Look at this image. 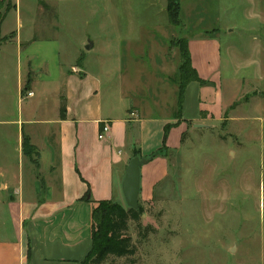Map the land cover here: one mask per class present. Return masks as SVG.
Wrapping results in <instances>:
<instances>
[{
	"label": "rangeland",
	"instance_id": "rangeland-1",
	"mask_svg": "<svg viewBox=\"0 0 264 264\" xmlns=\"http://www.w3.org/2000/svg\"><path fill=\"white\" fill-rule=\"evenodd\" d=\"M14 3L0 0V18ZM16 3L20 22L9 14L2 35L13 30L22 40L31 35L57 38L59 65H81L110 85L103 94L107 98L110 93L116 104L124 72L138 62L148 66L144 59L131 58L127 45L145 35L159 41L169 22L166 0ZM180 7L172 43L178 50L184 36L195 37L200 31L215 36L221 67L207 77L219 78L220 88L204 90L201 99L212 112L202 114L204 121L186 123L181 144L164 151L165 176L150 194L140 191L141 228L129 222L124 233L136 248L134 256L110 257L104 264H264V0H180ZM4 50L12 68L0 88V120L13 119L21 108L24 113L28 102L18 95L21 72L14 47ZM38 61L34 56L32 64ZM42 74V68H32L30 76L35 80ZM180 123L178 116L177 122L166 125L164 141ZM15 138L13 126H0V148H13ZM12 154L0 152V159L17 163ZM23 168L26 171V164ZM119 201L126 207L124 199Z\"/></svg>",
	"mask_w": 264,
	"mask_h": 264
},
{
	"label": "crops",
	"instance_id": "crops-1",
	"mask_svg": "<svg viewBox=\"0 0 264 264\" xmlns=\"http://www.w3.org/2000/svg\"><path fill=\"white\" fill-rule=\"evenodd\" d=\"M14 2L0 18V88L8 82L12 68L9 52L4 50L11 45L21 72L18 95L28 102L24 113L21 108L13 119L0 120V126L16 130L15 146L0 148V152L6 156L13 152L18 161L0 159V264H79L91 249L92 210L101 201L120 204L129 161L146 158L164 144L160 155L140 169V191L150 194L167 172L165 149L174 150L181 144L186 123L204 121L202 114L212 112L201 98L205 89L218 92L220 88L219 78L207 77L221 67L220 43L204 31L195 37L184 36L191 67L205 84L189 83L179 110V51L172 43L175 26L168 22L159 41L146 35L137 38L135 45H127L128 53L135 60H146L148 66L138 62L124 72L116 104L110 93L107 98L103 94L110 91V85L81 65L69 69L59 65L57 38L31 35L22 40L13 30L2 35L9 14L20 22ZM34 56L39 57L36 65L32 64ZM32 68H42L43 74L31 79L25 89ZM27 92L32 97H26ZM62 100L63 120L59 114ZM178 116L181 123L171 128L164 141L166 125L177 122ZM102 122L110 125V131L99 140ZM23 140L34 147L28 155Z\"/></svg>",
	"mask_w": 264,
	"mask_h": 264
},
{
	"label": "trees",
	"instance_id": "trees-1",
	"mask_svg": "<svg viewBox=\"0 0 264 264\" xmlns=\"http://www.w3.org/2000/svg\"><path fill=\"white\" fill-rule=\"evenodd\" d=\"M180 12V0H167L166 13L169 22L172 26H178ZM179 68L177 74L178 82V108L180 110L183 103V96L186 86L191 82H198L204 85L196 72L192 69L190 64V57L187 47V41L179 42ZM31 82V77L27 79L25 89ZM60 118L65 119V104L64 100L61 102L59 110ZM168 130L167 126L165 127ZM166 132L164 133V138ZM184 135H182L183 140ZM22 148L26 155L34 150V147L29 145L26 140L22 142ZM149 155L146 158L147 162L160 155V151ZM143 211L138 205L136 210L128 207H123L119 203L111 201H101L96 204L92 210V235H91V249L85 259L79 264H104L108 258H126L134 256L136 252L135 246L131 242V238L125 236L124 233L128 229V223L133 222L137 228H141L140 218Z\"/></svg>",
	"mask_w": 264,
	"mask_h": 264
},
{
	"label": "water",
	"instance_id": "water-1",
	"mask_svg": "<svg viewBox=\"0 0 264 264\" xmlns=\"http://www.w3.org/2000/svg\"><path fill=\"white\" fill-rule=\"evenodd\" d=\"M92 45L89 44L85 47L86 50L91 49ZM194 127L202 128L203 126L195 125ZM148 162L146 159L139 157L132 158L124 172L121 182V191L126 207L136 210L138 208V197L140 193V180L142 166Z\"/></svg>",
	"mask_w": 264,
	"mask_h": 264
},
{
	"label": "built area",
	"instance_id": "built-area-1",
	"mask_svg": "<svg viewBox=\"0 0 264 264\" xmlns=\"http://www.w3.org/2000/svg\"><path fill=\"white\" fill-rule=\"evenodd\" d=\"M32 92H27L26 97H32ZM110 131V125L107 122H102L99 127L98 139H104Z\"/></svg>",
	"mask_w": 264,
	"mask_h": 264
}]
</instances>
